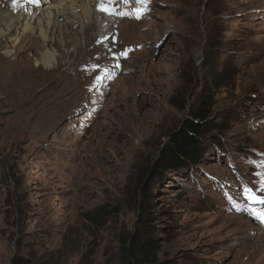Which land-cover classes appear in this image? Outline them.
<instances>
[{"label":"rangeland","instance_id":"obj_1","mask_svg":"<svg viewBox=\"0 0 264 264\" xmlns=\"http://www.w3.org/2000/svg\"><path fill=\"white\" fill-rule=\"evenodd\" d=\"M96 1L91 31L49 30L50 69L0 15V264H141L136 235L161 262L264 264V0ZM190 119L199 157L153 176Z\"/></svg>","mask_w":264,"mask_h":264},{"label":"bare ground","instance_id":"obj_2","mask_svg":"<svg viewBox=\"0 0 264 264\" xmlns=\"http://www.w3.org/2000/svg\"><path fill=\"white\" fill-rule=\"evenodd\" d=\"M18 3L15 13L0 10V15L2 18L9 20L8 28L14 27L22 29L23 34L27 32L31 33L35 30L39 32V36L45 43V50L42 55L40 66L48 69L54 67L56 63L58 64L59 58H61V54L59 55L49 48L50 42L52 41L48 33L49 30L52 31L55 29L58 31V29H63L60 25H57L58 21L64 20L63 26L69 28L73 27L74 22L81 20L82 26L87 32L96 27V21L90 18V13L93 15L94 20L96 17L98 18L97 11L99 10H101L103 14L105 13V16L109 13L107 11L109 8L107 3L97 2L96 0H21V2L18 1ZM22 10L26 14L22 13ZM31 14H34L31 17L34 20V25L31 22L23 24L21 20L29 18ZM31 18L29 19L31 20ZM107 18L111 20L110 17ZM56 26L58 28H56ZM109 30L110 29L107 28L106 32L102 33V36H96L95 40L110 34ZM63 34L65 35V31ZM93 43L96 44L95 42ZM102 82L103 80L97 79L96 83L101 84Z\"/></svg>","mask_w":264,"mask_h":264},{"label":"trees","instance_id":"obj_3","mask_svg":"<svg viewBox=\"0 0 264 264\" xmlns=\"http://www.w3.org/2000/svg\"><path fill=\"white\" fill-rule=\"evenodd\" d=\"M195 116L200 118L202 122L208 117L205 104L195 113ZM202 122L194 119L187 120L179 131L171 134L170 144L164 149L160 162L155 166L153 176H161L164 171H178L199 157L196 137L204 131ZM141 188L142 195L149 198L148 184ZM132 244L135 259H141L143 261L141 264H171L169 261L161 262L158 260L157 245L154 239L141 240L136 235L132 239ZM13 264H20V260L15 259Z\"/></svg>","mask_w":264,"mask_h":264}]
</instances>
